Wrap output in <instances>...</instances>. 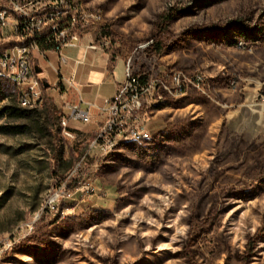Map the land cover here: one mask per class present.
<instances>
[{
	"label": "rangeland",
	"instance_id": "rangeland-1",
	"mask_svg": "<svg viewBox=\"0 0 264 264\" xmlns=\"http://www.w3.org/2000/svg\"><path fill=\"white\" fill-rule=\"evenodd\" d=\"M73 1L109 55L200 78L204 92L178 89L151 110L149 141L108 154L86 129L75 142L55 132L56 93L0 117L25 127L0 133V264H264V0ZM0 84V110L19 108ZM87 152L71 192L94 191L48 212Z\"/></svg>",
	"mask_w": 264,
	"mask_h": 264
},
{
	"label": "built area",
	"instance_id": "built-area-1",
	"mask_svg": "<svg viewBox=\"0 0 264 264\" xmlns=\"http://www.w3.org/2000/svg\"><path fill=\"white\" fill-rule=\"evenodd\" d=\"M86 25L83 14L71 0H0V45H4V52H0V73H7L16 79L17 86L22 87V107L32 109L43 103V83L32 62L34 54L52 50L66 62L63 50L80 44ZM5 29L15 30V38L5 37ZM23 40H30V47H23ZM155 67L150 72L141 71L129 58L125 62L124 81L103 107L87 103L88 108L82 110L79 106L66 104L68 113L60 119L62 135L75 142L79 135L71 130V122L87 126L93 123L94 118L98 121L104 117L91 146L101 154L107 149H115V141L119 137H139L143 141V134H151V118L146 113V105H154L159 111L166 102L178 97V89L204 92L200 78L184 77L182 71L173 73L169 69ZM80 102L84 100L80 99ZM87 157L88 152L66 178H58V184L45 206L48 212L60 210L83 188L94 191L92 184H84L71 192Z\"/></svg>",
	"mask_w": 264,
	"mask_h": 264
},
{
	"label": "crops",
	"instance_id": "crops-1",
	"mask_svg": "<svg viewBox=\"0 0 264 264\" xmlns=\"http://www.w3.org/2000/svg\"><path fill=\"white\" fill-rule=\"evenodd\" d=\"M62 55L66 62L55 51L36 52L32 62L37 76L49 84L47 91L59 96L63 114L68 113L66 104L79 106L82 110L88 108L87 103L103 107L124 81L125 62L113 56L115 62L111 67L112 56L96 44L92 33H83L80 44L63 50ZM80 99L84 102L81 103ZM103 122L104 117L98 121L94 118L93 123L87 126L71 122L70 128L73 132L86 129V135L95 137Z\"/></svg>",
	"mask_w": 264,
	"mask_h": 264
},
{
	"label": "trees",
	"instance_id": "trees-1",
	"mask_svg": "<svg viewBox=\"0 0 264 264\" xmlns=\"http://www.w3.org/2000/svg\"><path fill=\"white\" fill-rule=\"evenodd\" d=\"M114 62H115V59L114 57L112 56L111 57V60H110V66L112 67L114 65ZM1 81H10L12 82L14 85V81L13 80H10V79H1ZM42 83H47L45 80H42ZM16 87V85H15ZM17 88V87H16ZM18 91V89H17ZM43 91L46 92L47 89L44 88V85H43ZM18 96H19V92H18ZM4 93H3V90H2V86L0 84V101L2 99H4ZM21 100L19 98V105L20 107H13V106H5L3 107L1 110H0V117H3L5 115V113H9L10 115H13V116H16L17 118H24L27 114V112L29 110L27 109H30V108H24L21 106ZM45 110L47 111V113L49 114L50 116V121L52 122V124L54 125V128H55V132L57 134H60L61 131H62V127H61V122H60V119H61V116H62V113H60L58 111V108L54 105V104H45ZM25 132V127L24 126H20V125H1L0 126V133L1 134H21V133H24ZM152 138V137H151ZM150 138V139H151ZM150 139L148 140H143V141H139V142H131V143H141V142H146V141H149ZM125 143V144H124ZM131 143H127V142H123L121 143L123 145H126V144H131ZM121 146H118L113 152L111 153H114L116 150H118Z\"/></svg>",
	"mask_w": 264,
	"mask_h": 264
},
{
	"label": "bare ground",
	"instance_id": "bare-ground-1",
	"mask_svg": "<svg viewBox=\"0 0 264 264\" xmlns=\"http://www.w3.org/2000/svg\"><path fill=\"white\" fill-rule=\"evenodd\" d=\"M71 1H73V0H71ZM5 37H7V38H15V30H13V29H5ZM23 47H30V40H23ZM0 52H4V45H0ZM0 78L1 79H10V80L14 81V83H15L17 89H18V92H19V98L21 100L22 87L21 86H17L16 79H14L13 77L8 76L7 73H0ZM24 108H27V107H24ZM153 108H155L154 105H146V113L150 114V112H151V110ZM63 136L66 138L65 135H63ZM151 137H152L151 134H143V140H148ZM139 141H142L139 137H119L118 140L115 141V149L123 142L131 143V142H139ZM115 149H107V151H102V153L103 154H108V153L113 152ZM49 201H50V199H49Z\"/></svg>",
	"mask_w": 264,
	"mask_h": 264
},
{
	"label": "water",
	"instance_id": "water-1",
	"mask_svg": "<svg viewBox=\"0 0 264 264\" xmlns=\"http://www.w3.org/2000/svg\"><path fill=\"white\" fill-rule=\"evenodd\" d=\"M43 85H44V88H46V89H48L50 87L48 83H44Z\"/></svg>",
	"mask_w": 264,
	"mask_h": 264
}]
</instances>
